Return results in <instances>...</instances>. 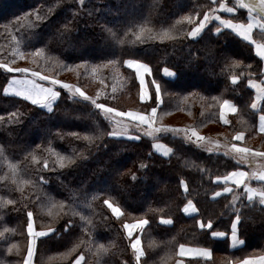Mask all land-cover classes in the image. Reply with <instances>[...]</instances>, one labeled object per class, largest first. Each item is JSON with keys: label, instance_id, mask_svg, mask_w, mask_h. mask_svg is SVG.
Returning <instances> with one entry per match:
<instances>
[{"label": "trees", "instance_id": "16d2710c", "mask_svg": "<svg viewBox=\"0 0 264 264\" xmlns=\"http://www.w3.org/2000/svg\"><path fill=\"white\" fill-rule=\"evenodd\" d=\"M257 2L251 1L259 7ZM220 3L0 0V264H23L31 223L46 232L38 239L36 264H73L79 257L82 264H174L181 245L215 254L211 261L186 264H223L264 249V206L243 197L234 205L232 194L213 198L223 187L215 179L243 164L176 130L219 139L227 132L229 141L243 131L247 142L257 141L253 148L264 150L248 87L263 77L264 62L251 43L211 20ZM246 3L236 15L222 17L248 22ZM259 15L264 19V11ZM128 60L151 67L161 105L152 80V100L141 101ZM164 69L176 78H165ZM24 75L85 92L95 76L104 86L98 103L120 112L158 107L159 125L183 136L166 129L154 139L141 132L115 136L109 112L62 86L49 111L7 94L11 78ZM226 100L239 110L225 127L219 112ZM165 117L178 123L166 124ZM155 141L171 147L172 155L156 153ZM189 202L197 215H185ZM109 204L123 215L116 218ZM238 214L245 247L235 253L227 238L212 234L229 235ZM140 220L148 224L138 261L124 225Z\"/></svg>", "mask_w": 264, "mask_h": 264}, {"label": "crops", "instance_id": "0c3cea01", "mask_svg": "<svg viewBox=\"0 0 264 264\" xmlns=\"http://www.w3.org/2000/svg\"><path fill=\"white\" fill-rule=\"evenodd\" d=\"M213 2L218 0H212ZM220 1V0H219ZM225 0H221L217 11L213 14V21L217 22L222 28L232 31L243 40L251 43L254 47L255 54L264 62V19L256 14H248V22H237L234 19L222 17L223 14L236 15L237 10L228 5ZM202 25L200 28L195 29L193 37L198 36L201 33ZM126 66L135 72L139 85H140V98L143 103L150 102L152 100L151 80L156 91L159 105L162 103V95L159 86L154 82L152 78L151 67L141 61L128 60ZM163 76L169 80L176 78V73L170 69L163 70ZM248 87L253 92V101L251 108L257 112V131L258 134L264 136V112L262 108L264 106V75L261 79H251L248 82ZM9 95L19 97L27 100L32 104L39 107L49 109L59 99L58 91L45 84H41L32 80L26 76H17L9 81L7 86ZM238 106L230 100H226L222 103L219 117L223 126H228L232 122V117L238 113ZM158 107L151 108L149 112L127 111L122 112V116L131 121L139 129L143 130L147 135L156 138L163 131L171 133L168 126L159 125ZM182 131L186 135L195 138L206 149H218L221 153L234 157L237 161L243 164L244 169L235 170L228 175L220 178H216L215 182L221 184L223 187L215 193L214 199H218L225 195H233V203L243 197L247 202L258 201L264 206V150L255 149L254 143L256 140L247 142V134L243 131L234 134L232 139H227V132H223L224 139L205 137L193 133L194 129H176ZM247 143L250 145L247 146ZM154 150L156 153L163 157H170L173 153L171 147L161 141L154 142ZM114 207V205H113ZM112 208V207H111ZM110 208V209H111ZM118 208V207H117ZM117 210V209H116ZM112 211V210H111ZM185 215L195 216L198 214L197 208L193 202H189L183 209ZM113 212V211H112ZM117 214L119 211L117 210ZM116 214V215H117ZM121 216V211L116 217ZM240 216L239 214L234 219L231 225V232L229 235L223 232H214L213 238L215 239H228L229 249L241 251L245 247V241L240 237ZM166 224H170L169 221H164ZM148 222L146 220H140L126 227V232L132 240V249L134 255L138 261L144 257V249L142 244L141 235L146 228ZM131 226V227H130ZM210 225H207L209 228ZM31 228V229H30ZM131 229V230H130ZM28 233L30 236V247L23 264H36L35 254L37 250L38 239L46 234V232H38L32 223L28 227ZM33 233V234H32ZM212 250L201 247H192L187 245H181L178 249L177 259L174 264H186L188 260L208 262L214 258ZM83 259L79 257L73 264H82ZM223 264H264V249L258 253H251L244 256L232 257Z\"/></svg>", "mask_w": 264, "mask_h": 264}, {"label": "rangeland", "instance_id": "374dc122", "mask_svg": "<svg viewBox=\"0 0 264 264\" xmlns=\"http://www.w3.org/2000/svg\"><path fill=\"white\" fill-rule=\"evenodd\" d=\"M242 1L243 2H248V3H246V4H248L247 6H249L248 9H247V13L256 14L258 17H260L259 12L264 11V0H258L257 3L259 4V7L257 5H255V4L251 3L252 0H229L228 3L231 4V5H233V6L236 4L237 6H235L234 8L237 10L238 7H242L243 6L242 5V3H243ZM225 2L226 1H224L223 3H225ZM259 8H260L261 11H259ZM216 11L217 10H214L212 12V17H213V14ZM211 20H213V18H211ZM38 75L41 76V78L43 77L40 74H38ZM24 76L29 77L32 80L37 81V82H39L41 84L49 85V86L55 88L56 90H57L58 86L65 87V89L70 93L71 97H73V98H76L77 97V98L87 99V100L91 101L94 105L101 107L103 110H106L107 112H109L110 119H111V121L113 123V133H114L115 136H123V137H130V138H132L131 132H133V133L134 132H141V133L147 134L143 130H141L137 126H135L131 121H129L128 119L124 118L121 115L122 112L117 111V110H114V109H112V110L111 109H108V108L104 107L102 104L98 103V98H97L98 97V94L100 93V91L103 89L104 86H103V84L98 79H96L95 76H92L90 78V83L88 85V92H85L83 89H81L79 87H74V86L71 87L68 84H65V83L60 82V81H57V80H49V81H51V83H45L43 80H40L39 78H36L34 76H29V75L28 76L27 75H24ZM15 77H17V76H15ZM12 78H14V77H12ZM43 78L46 79L45 77H43ZM67 88H71V89H67ZM6 93L9 94V91H7V88H6ZM52 108H49V109L43 108V109L49 111ZM162 121L164 123H166V124H169V123H175L176 124V123H178L176 120H174L172 118H169V117L162 118ZM171 133H173L175 135L183 136V133L182 132H171ZM193 134L195 136H197L198 133H196V131H195ZM152 139H154V138H152ZM208 150L209 151H212V152L221 153L219 151H216L218 149H215V150L208 149ZM109 208H111L110 210L113 211V212L112 211L111 212H112V214L115 217L120 213V211H121V216L123 215V212H122V210L119 207L117 208V206H115V205L113 207V204H109ZM116 209L119 211L118 214L116 213L117 212ZM120 217H116V218H120ZM133 223H125V225H124L125 230H126V227L128 226V224L131 225Z\"/></svg>", "mask_w": 264, "mask_h": 264}]
</instances>
